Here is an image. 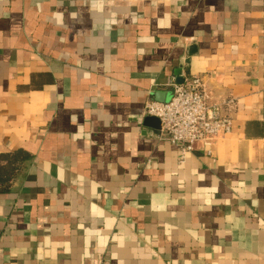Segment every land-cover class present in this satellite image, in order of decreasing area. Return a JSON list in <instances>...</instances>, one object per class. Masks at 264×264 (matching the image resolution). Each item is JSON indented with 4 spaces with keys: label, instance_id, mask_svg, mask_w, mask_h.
I'll return each instance as SVG.
<instances>
[{
    "label": "crops",
    "instance_id": "0c3cea01",
    "mask_svg": "<svg viewBox=\"0 0 264 264\" xmlns=\"http://www.w3.org/2000/svg\"><path fill=\"white\" fill-rule=\"evenodd\" d=\"M192 76L231 131L179 162ZM0 264H264V0H0Z\"/></svg>",
    "mask_w": 264,
    "mask_h": 264
},
{
    "label": "built area",
    "instance_id": "2783aa9c",
    "mask_svg": "<svg viewBox=\"0 0 264 264\" xmlns=\"http://www.w3.org/2000/svg\"><path fill=\"white\" fill-rule=\"evenodd\" d=\"M171 93L167 102L148 99L144 115L159 120L157 138L177 147L179 162L197 144L208 148L216 138L231 131V118L223 107L232 101L214 100L203 77H187L174 83Z\"/></svg>",
    "mask_w": 264,
    "mask_h": 264
},
{
    "label": "water",
    "instance_id": "95a60500",
    "mask_svg": "<svg viewBox=\"0 0 264 264\" xmlns=\"http://www.w3.org/2000/svg\"><path fill=\"white\" fill-rule=\"evenodd\" d=\"M156 99L158 102H167L170 98L167 101H165V97L163 96V94L157 92ZM143 126L146 128H150L155 135H159L160 123L158 119L154 117H145L143 121Z\"/></svg>",
    "mask_w": 264,
    "mask_h": 264
}]
</instances>
